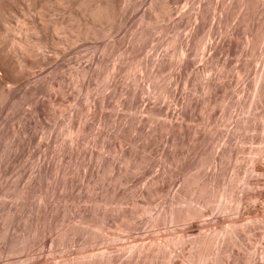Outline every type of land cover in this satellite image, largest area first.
I'll return each instance as SVG.
<instances>
[{
  "label": "rangeland",
  "instance_id": "obj_1",
  "mask_svg": "<svg viewBox=\"0 0 264 264\" xmlns=\"http://www.w3.org/2000/svg\"><path fill=\"white\" fill-rule=\"evenodd\" d=\"M0 264H264V0H0Z\"/></svg>",
  "mask_w": 264,
  "mask_h": 264
},
{
  "label": "bare ground",
  "instance_id": "obj_2",
  "mask_svg": "<svg viewBox=\"0 0 264 264\" xmlns=\"http://www.w3.org/2000/svg\"><path fill=\"white\" fill-rule=\"evenodd\" d=\"M17 41H19V40H17ZM20 43H22V41L20 40ZM161 249V248H160Z\"/></svg>",
  "mask_w": 264,
  "mask_h": 264
}]
</instances>
